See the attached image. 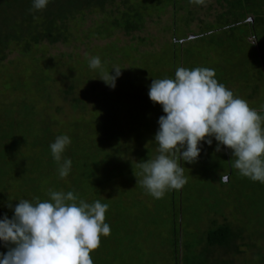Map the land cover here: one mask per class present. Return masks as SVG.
Returning a JSON list of instances; mask_svg holds the SVG:
<instances>
[{"label":"rangeland","instance_id":"1","mask_svg":"<svg viewBox=\"0 0 264 264\" xmlns=\"http://www.w3.org/2000/svg\"><path fill=\"white\" fill-rule=\"evenodd\" d=\"M190 7L194 9L190 27L184 17L186 15H182L178 21L179 26L171 28L173 18L169 9L160 16L149 19L146 27L134 35L117 31L111 37L92 38L88 42L41 45L36 55L42 57L36 62L31 57L24 58L19 57L16 52L9 53L4 63L0 65V124L3 126L10 120L18 125H14V129L28 139L26 145L22 147L23 152H26V156L27 153H36L32 143L41 146L44 138L50 136L46 129L48 127L51 131L55 129L52 122L57 113L55 112L57 104L61 105L59 119H71V115L76 114L69 105L67 97L64 99L58 93L53 94V90L58 91L59 87L69 81V77L60 73V71L66 72L68 76L64 63L71 60V76L77 74L80 68L77 64L83 66L92 57L100 58L105 72L109 62L111 66L109 72L112 75L115 74L114 67L121 68V75L116 79L115 88L106 87L104 82H100L99 74L95 75L96 77L92 75L87 83H82L77 89L84 91L87 98L93 102L97 101L94 92L107 91L106 94L109 95L107 98L113 95L114 99L117 98L121 110L129 114L127 119H123V126L128 132L123 148L125 158L122 161L123 168L129 171L126 176H120L119 179L128 184L127 187L121 188L128 190L127 188L132 185L131 188L137 191H135L136 195L149 209V217L141 219L143 222L149 220V241L146 242L149 245V255L160 258L161 262H165L167 258L172 260L170 243L174 237L172 222L176 218L175 237L179 240L178 250L181 256L185 255L187 247L192 242L191 250L197 249L200 252L199 264H264V183L241 176L238 170L232 167L235 158L231 157V150L221 146V151H216L217 141L214 137L211 145L201 141L199 145L201 152L196 162L178 160L187 178V183L179 190H167L162 198L156 199L137 183V177L134 175L141 172L140 164H136L137 160L141 159L143 162L142 158L145 156L147 161L159 154L154 136L159 128L158 119L165 113L160 104L150 100L149 86L154 78H172L171 74L178 67L214 69L215 78L219 83L231 90L235 97L246 100L251 108L264 117V111L261 110L264 108V46L259 49L257 45L247 43L241 37L237 39L229 37L226 34L227 29L221 32L210 31L205 35L194 37L189 30L194 29V32L204 30L206 22L200 20H213L219 6L215 0H205L202 5L192 3ZM87 23L89 24L90 20ZM171 29L173 32L177 31L178 36L184 37L186 33L188 36L181 41V44L177 43L173 46ZM141 38H143L142 42H140ZM111 41L120 47L119 55L115 54L112 59L106 51H101ZM130 43L139 50L134 51L135 57L132 55L130 59H124L122 47ZM172 48L175 49L176 57L171 56ZM81 59L84 60L82 64L78 62ZM36 64L45 65L47 71L55 67V71L52 72H55L56 80H53L51 87H48V93L54 95L53 102L49 104L45 103L47 95L29 93V90L24 92V87L33 86L32 76L28 73L33 68L37 69L34 67ZM50 70L48 73H51ZM86 72L89 70L87 69ZM9 85L21 86V88L19 91H7L5 87ZM92 85L94 88H91ZM148 109L149 115L145 113ZM123 135H126V132H123ZM123 141L124 139L120 138V142ZM40 152L39 149L38 155ZM9 162L13 163L12 160ZM27 165L24 163L10 168L5 164L0 167V174L4 173L0 178L5 176L3 181L7 187L6 191L0 190V200L4 195L7 197L13 192L14 196L18 195L14 189L17 187L16 182L9 177L10 175H14L17 182L29 190L31 179ZM39 169L35 176L41 181L42 190L44 192L52 190L53 174H48V171L43 170L41 166ZM220 177H227V182ZM139 178L141 177L138 175ZM132 190L129 188V191L133 192ZM172 205L176 209L174 219H172ZM213 219H216L215 224L229 222L233 236L227 247L216 246L211 253L205 251L209 247L204 234L214 224ZM106 238L110 242L113 240V237ZM138 238L136 240L138 243L146 241L141 236ZM223 250H231V253H228V255L232 254L231 260L219 257ZM216 254H219L218 258ZM212 255L215 256L212 258ZM136 259L138 260V257Z\"/></svg>","mask_w":264,"mask_h":264},{"label":"trees","instance_id":"2","mask_svg":"<svg viewBox=\"0 0 264 264\" xmlns=\"http://www.w3.org/2000/svg\"><path fill=\"white\" fill-rule=\"evenodd\" d=\"M215 2L219 6L215 18L200 20L206 22V27L196 32L190 29L193 36L199 37L210 31L221 32L227 29L226 34L229 37L236 39L241 37L243 41L255 44L262 49L264 46V0H215ZM191 4L190 0H48L44 9L29 11L32 0H0V65L11 52L18 53L19 57H31L36 62L42 57V55H36L39 47L47 43L88 42L92 38L111 37L117 31L134 35L146 27L149 19L160 16L169 9L172 11L173 18L171 28L179 26L178 21L182 15H186L184 17L190 27V21L194 17ZM187 14H189L188 17ZM88 20H90L89 24ZM173 29H171L173 34L171 42L175 46L177 43L181 44L188 34L186 33L184 37L178 36L177 31L173 32ZM142 41L143 38L140 39V42ZM214 41L218 43L217 40ZM103 50L112 59L115 54H118L120 47L111 41L101 51ZM136 50H139L138 47L130 43L123 46L121 52L124 59H130L132 55L136 56L134 53ZM171 56L176 57L174 48H172ZM83 61L81 59L78 62L82 64ZM64 64H66L68 76L66 72L60 71V73L69 77V81L59 87L58 91L53 90V94L58 93L64 99L67 97L69 102L66 101L76 114L71 115V119H59L61 105L57 104L55 108L57 113L52 122L55 129L53 131L49 127L46 129L50 136L47 139L44 138L41 146L32 143L36 153L25 155L26 152H23L22 147L26 145L28 139L14 129L16 124L13 121L9 120L3 126L0 124V129H3L0 131V167L7 164L12 168L27 163L29 166L27 169L30 170L29 179H31L30 188L27 190L17 182L14 175L5 174L15 180L17 187L14 189L18 195L14 196L13 192L7 197L3 196L0 200V219H3L5 215L9 218L13 216L14 206L19 203V199H28L33 202L34 197H39L41 201L49 199L48 191L42 190L41 181L35 176L41 166L43 170L48 171V174H53V191L65 193L72 191L79 199L88 203L99 200L109 205L105 213V223L110 226L111 233L106 237H113V240L110 242L105 236L100 237V246L90 254L93 264H199L200 252L197 249L191 250L192 242L187 247L185 255L181 256L178 250L179 240L175 237L177 234L175 231L176 209L173 205L174 237L170 243L172 260L167 258L165 262H161L160 258L149 255L147 244L149 220L144 222L141 220L149 217V209L136 195L137 191L131 188L132 185L125 190L121 187H127L128 184L119 179L120 176H126L125 174L129 171L122 166L125 158L123 148L128 132V129L126 130L123 126V119H127L128 113L121 110L117 98L114 99L113 95L107 98L109 96L106 94L107 91L94 92L97 95V101L93 102L87 98L84 91L77 89L82 83H87L92 75H101L100 70L90 68L89 62L85 64L86 66L77 64L80 68L75 76H71V60H67ZM107 66L105 70L109 72L111 70L109 62ZM34 67L37 69L30 68L31 72L28 73L32 76L33 86L24 87V92L29 90V93L47 95L45 103L49 104L53 102L54 95L48 93V87H51L53 80H56L55 72H52L55 71V67L48 71L45 65L36 64ZM87 69L89 72H86ZM49 70L51 73H48ZM174 75L175 70L171 77L173 78ZM99 81L104 82L102 79ZM5 88L7 91L14 92L19 91L21 86L9 85ZM91 88H94V85ZM145 113L149 115V109ZM123 132H126V135H123ZM61 135H67L71 140L62 153L61 163L64 159L72 161L70 172L65 178H60L59 165L50 150V144ZM120 138L124 141L120 142ZM39 149L40 155H38ZM142 159L145 162L146 157ZM10 160L13 163H10ZM140 163H142L141 159L137 160L136 164ZM3 174L1 173L0 177ZM4 177L0 178L1 191H6L7 188L3 181ZM129 188L133 189V192L129 191ZM9 203L12 204V208L8 207ZM212 222L214 224L204 234L206 244L210 248L205 251L211 253L216 246L227 247L233 236L229 222L215 224L216 219ZM140 236L146 241L138 243L136 240ZM7 251L8 246L0 241V253Z\"/></svg>","mask_w":264,"mask_h":264},{"label":"clouds","instance_id":"3","mask_svg":"<svg viewBox=\"0 0 264 264\" xmlns=\"http://www.w3.org/2000/svg\"><path fill=\"white\" fill-rule=\"evenodd\" d=\"M190 2L202 5L205 0ZM47 4L48 0H32L29 11L42 10ZM89 67L100 69L99 78L115 88L121 68L114 67V75L105 72L99 57H92ZM215 75L210 68L178 67L174 78H154L149 86L150 100L165 113L158 119L154 136L159 154L140 163L141 178L134 175L156 199L187 183L178 160L196 162L201 141L211 145L213 137L216 151L221 146L231 150L232 167L241 176L264 183V117L246 100L235 97ZM70 143V137L61 135L50 144L60 178L67 177L71 169V159L61 163ZM220 179L227 182V177ZM47 195L49 199L43 201L39 197L34 202L19 199L13 216L0 219V241L8 246L6 253H0V264H93L90 254L100 246V237L111 233L105 223L109 205L99 200L88 203L72 191L49 190ZM8 207L13 206L9 203Z\"/></svg>","mask_w":264,"mask_h":264},{"label":"crops","instance_id":"4","mask_svg":"<svg viewBox=\"0 0 264 264\" xmlns=\"http://www.w3.org/2000/svg\"><path fill=\"white\" fill-rule=\"evenodd\" d=\"M226 251H230L229 253H231V250H226ZM226 251H221L222 252V254L219 256L220 258H221V256H222V258H224V257H226L227 255H228V253H225ZM232 255V254H231ZM228 257V256H227Z\"/></svg>","mask_w":264,"mask_h":264},{"label":"flooded vegetation","instance_id":"5","mask_svg":"<svg viewBox=\"0 0 264 264\" xmlns=\"http://www.w3.org/2000/svg\"><path fill=\"white\" fill-rule=\"evenodd\" d=\"M226 252H227V253H229L230 251H229V252H228V251H226ZM220 255H221V254H220ZM214 256H215V255H212V258H213ZM217 256H219V254H216V257H217ZM227 256H228V257H227ZM227 256H226V257H224V258H228L229 260H231V259H232V258H231V257H232V255H231V254H230V255H227ZM217 258H218V257H217ZM221 259H222V256H221Z\"/></svg>","mask_w":264,"mask_h":264}]
</instances>
